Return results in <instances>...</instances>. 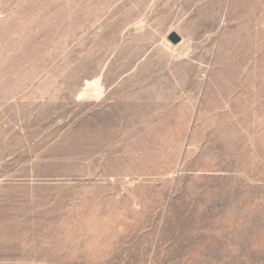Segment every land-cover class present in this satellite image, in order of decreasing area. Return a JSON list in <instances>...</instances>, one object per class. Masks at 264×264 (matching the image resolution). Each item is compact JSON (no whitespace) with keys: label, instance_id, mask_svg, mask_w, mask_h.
Listing matches in <instances>:
<instances>
[{"label":"rangeland","instance_id":"obj_1","mask_svg":"<svg viewBox=\"0 0 264 264\" xmlns=\"http://www.w3.org/2000/svg\"><path fill=\"white\" fill-rule=\"evenodd\" d=\"M0 264H264V0H0Z\"/></svg>","mask_w":264,"mask_h":264}]
</instances>
